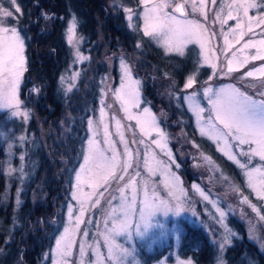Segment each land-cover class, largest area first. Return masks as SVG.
<instances>
[{
	"label": "rangeland",
	"instance_id": "rangeland-1",
	"mask_svg": "<svg viewBox=\"0 0 264 264\" xmlns=\"http://www.w3.org/2000/svg\"><path fill=\"white\" fill-rule=\"evenodd\" d=\"M179 3L184 4L185 15L175 11ZM109 4L112 8H121L122 11L118 12L123 13L126 25L138 34L145 35L146 24L152 31L150 25L166 16L174 17L167 20L168 26L173 29L191 27L195 35L188 41L177 39L173 33H169L171 38L165 37L160 31L145 36L161 48L166 56L192 55L197 62V69L186 78L182 93L172 90L173 84L171 87L165 84L163 95L169 110L161 109L157 112L145 98L144 81L135 74L134 65L129 61L122 41L104 58L105 62L100 61L99 65L91 67L95 70L89 73L87 79L85 71L93 65L95 43L88 45L89 39L81 36V21L71 10L68 18L63 21L62 31L68 47L69 62L60 74L57 87L62 107L65 106L64 112L50 126L38 127L36 110L32 107V92L35 90L36 95H39V89L36 83L31 80L28 84L26 79L29 67L28 38L20 26L25 12L20 0H16L15 5L11 4V0H0V9L13 12L12 17L5 18V26L16 28L24 45L21 53L23 68L16 61L0 72V95L8 97L0 102V147L5 152L4 171L8 179L4 200L8 201L13 196L15 203L9 241L12 242L17 231L25 228V222L23 219L21 221L18 212L25 202L28 186L37 181L36 185L40 187L38 171L47 154L55 153V167L67 170L66 181L65 177L64 181L60 178L65 194L61 195V205L56 210L58 213L54 215V220L44 223L45 226H55L57 232L51 245L43 250L38 264H117L115 258L109 259V240L105 239V228L113 226L111 212L116 201L112 197H119L120 188H124V194L129 198L135 189L137 209L145 199L149 204L181 209L179 214L171 212L167 216L162 211L157 213L156 219L162 226L148 236L129 239L127 242L123 237L110 238L113 245L128 250L129 255L124 257L123 264H196L193 256L181 253L185 222L202 228L208 234L216 249L213 264L227 263L228 248L241 238L240 227L264 251V221H260L251 207L243 202V196H247L258 208L264 206V200H259L252 188L248 187V177L244 170L218 150L213 139L200 132L203 121L207 119L208 109L211 108L204 98L205 87H212L214 91L225 87L227 92L226 86L232 85L250 94L246 89L264 82V71H257L264 69V3L262 0H216L213 4L212 0H204L202 5L201 0H138V3L135 0H109ZM250 4H256L257 7H248ZM163 5L167 6L160 7ZM17 7L19 12L16 11ZM52 18L55 17L51 15L47 19ZM73 18L76 27L73 39L69 42L68 28ZM189 21L198 23L200 27L187 25ZM225 37L228 38V45H225ZM0 40L4 42L3 47H0V61L7 63L8 57L4 53H14V41L11 40V33L0 35ZM137 45L143 48L142 38ZM137 57H140L139 53L135 54ZM229 60L232 61L231 72L228 71ZM248 71H253V76H246ZM238 74L247 79L250 87L240 81H237L238 84L230 81L231 78L234 81L233 77ZM91 78L90 84L96 86V92L88 88L83 95V87L87 89ZM189 78L194 80V84L186 88ZM223 79L228 82L217 83ZM25 86L28 89L27 98L23 97ZM117 89L120 90L119 95ZM79 90L83 100L79 108L73 111L69 99ZM133 92L138 97L135 105L131 100ZM193 93L205 109L199 116L193 103L185 99ZM95 97L96 105L93 104ZM145 108L149 110L148 113L144 112ZM173 112L177 114L178 121L172 123L168 120ZM186 113L192 118L197 136L204 141L194 142L195 151L189 155L184 152L187 149H181L186 144V137H183L184 129L180 128V124L186 122ZM167 122H171L173 127H179L180 131L171 132ZM157 128L164 133L163 137L158 134ZM121 134L128 145L127 156L124 155L125 143L121 142ZM51 147L55 152L51 151ZM252 147L256 148L257 145L253 144ZM244 148L247 150L248 145ZM97 150L107 157L115 155L117 167L112 172L116 176L123 175L122 180L112 179L102 162L90 160L85 163L84 156ZM237 159L243 163L247 157L237 156ZM126 162L130 167L122 172ZM262 165L264 162L260 161L259 156L252 158L251 166ZM185 169L192 175L191 178L184 176ZM77 173L80 174L79 180ZM255 183L259 188L260 181L257 179ZM205 196L208 198L205 199ZM221 211L225 213L223 217ZM132 219L143 226L144 221L140 220L138 214ZM133 222L129 223L130 229ZM46 231L42 233L43 236L47 234ZM58 239L61 240L59 248L56 243ZM69 239L72 242L71 248L67 256H64L61 254L64 251L63 243ZM8 253L9 249L0 250V264H4ZM154 254H159L158 258ZM9 264H15V257Z\"/></svg>",
	"mask_w": 264,
	"mask_h": 264
},
{
	"label": "trees",
	"instance_id": "trees-1",
	"mask_svg": "<svg viewBox=\"0 0 264 264\" xmlns=\"http://www.w3.org/2000/svg\"><path fill=\"white\" fill-rule=\"evenodd\" d=\"M135 1L138 3V0ZM262 2L264 3V0ZM20 3L25 12L23 20L20 21V26L28 38L29 67L26 79H28V84L31 80L36 83L39 89V95H36L35 90L32 92L34 94L32 107L36 110L38 127L50 126L53 122L58 121L64 112L65 106L62 107L63 102L57 93V87L60 74L66 69L69 62L68 47L62 31L63 21L68 18L71 10L76 13L81 21V36L89 39L90 44L88 45L95 43L92 52L93 65L91 64L90 68L85 71L87 79L89 73H94L95 69L91 67L94 68L97 64L99 65L100 61L105 62L104 58L116 49L118 42L122 41L125 45L126 55L134 65L135 74L144 81L145 98L157 112L161 109L169 110L163 95L165 84L170 85V87L173 84L172 90L182 93L186 78L197 69V62L192 55L187 57L166 56L163 54V50L143 33L138 34L129 29L123 13L118 12L122 11L121 8L116 9L115 6L112 8L109 0H20ZM116 11L117 14L114 13ZM51 15L55 18L48 20L47 18ZM57 16L59 18H56ZM140 38L143 42L141 49L137 45ZM136 53L140 54L137 59L135 58ZM243 77L238 74L237 77H233L235 78L234 81L232 78L230 81L236 83L240 81L249 86L247 79ZM91 81L92 78L88 81L87 89L83 87V95L88 91V88L91 92L94 90L96 92V86L90 84ZM220 82L228 81L223 79L217 83ZM261 84L263 85L264 82L253 84V87L249 86L250 89L246 90L250 94H255L264 89ZM26 90L27 87L25 86L23 97H26ZM79 93L80 90L70 96L69 105L73 111L79 108L80 102L83 100L81 98L83 95L80 97ZM96 99V97L93 99L95 105ZM184 118L186 122L181 123L180 128L184 129L183 137H186V144H183L184 147L181 149H187L184 152L185 154L188 152L189 155L195 151L193 149L194 142L202 143L203 140L197 136L190 115L186 113ZM168 121L172 123L178 121L177 114L173 112ZM171 122H167L170 125L169 130L171 132L180 131L176 125L171 126ZM205 145L208 144L205 142ZM51 151H54L52 147ZM54 154H47L43 166L38 171L37 179L40 187H37V181L28 186V191L24 197L25 202L18 212L21 221L23 219L25 222V228L17 231L14 239L12 237V242H10L9 235L15 203L13 196L8 201L4 200L8 179L4 171L6 156L3 148L0 147V250L9 249L4 264H9L14 257L15 264H38L42 259L43 250H46L54 240L57 232L56 228L54 229L55 226L50 224L45 226L44 223H49L51 219L54 220V215L58 213L56 210L61 205V195L65 194L64 190L62 191L61 179L64 181L65 177L66 181L65 173L67 171L58 170L55 167ZM218 159L226 165H230L222 157H218ZM76 163L77 161L74 164ZM187 171L185 169L183 172L184 176L191 178L192 175ZM67 180L70 181V179ZM32 192H34L33 196L31 195ZM52 229L54 230L52 231ZM184 229L181 253L193 256L196 264H213L216 259V249L208 234L202 228L187 222L184 223ZM239 230L241 238L228 248L226 264H264V251L260 249L259 244L250 239L242 227ZM45 231L46 237L42 234ZM158 255L154 254V257L158 258Z\"/></svg>",
	"mask_w": 264,
	"mask_h": 264
},
{
	"label": "snow or ice",
	"instance_id": "snow-or-ice-1",
	"mask_svg": "<svg viewBox=\"0 0 264 264\" xmlns=\"http://www.w3.org/2000/svg\"><path fill=\"white\" fill-rule=\"evenodd\" d=\"M216 0H212V3L215 4ZM204 0H201L203 5ZM11 4L15 5L16 0H11ZM163 5L160 7H164ZM195 7V4H193ZM248 7H257L256 4H250ZM16 11L19 12L20 9L17 7ZM130 11V10H128ZM175 11L183 13V5H177ZM247 9H245L246 13ZM13 12L8 10L0 9V35L11 33V40L14 41V53L8 51L4 53L8 57L7 63L0 61V72L4 71L5 68H8L9 65L15 64L16 61H19L20 67L23 68V56L21 55L23 50V40L18 34L16 28L6 27V19L12 17ZM230 17V14H229ZM207 18V17H206ZM231 18V17H230ZM174 19V17H167L160 20L156 24L150 25L152 31L149 30V25L146 24L144 34L146 36L153 35L154 32L160 31L165 37H169V33H173L177 39H183L185 41L190 40L195 32L192 31L191 27H186L183 29H173L168 26L167 20ZM187 25L191 26L194 22H186ZM195 28H199L198 23L194 24ZM76 21L75 18L70 22L68 28V39L69 42L72 41L75 33ZM215 35V33H212ZM243 34H241L242 36ZM171 38V37H169ZM225 45H228V38L225 37ZM3 40H0V47H3ZM203 47V45H202ZM231 47L230 45L228 46ZM247 47V44H245ZM228 49H225L227 52ZM264 58V57H262ZM232 61H228V71H233ZM257 71H264V69H259ZM253 71H248L245 73L246 76H253ZM18 75V73H17ZM127 75V69H126ZM194 84V80L189 78L185 87L191 88ZM228 91H225V87H221L218 90H213L212 87H205L203 90L204 98L207 99L208 103L211 105V108L208 109L207 119L203 121V124L200 128L202 135H207L209 139H213L217 144L218 150L222 151L228 159L234 160L235 163L244 170L245 174L248 177V187L256 193V196L259 200H264V165L261 167H254L252 165V158L254 156H259L260 161L264 162V91H257L255 94H249L247 91H241L240 88L229 85L226 86ZM264 87V85H262ZM117 95H119L120 90L117 89ZM14 87H13V96H14ZM8 97L0 95V102L7 100ZM188 101L193 103L197 115L205 111L203 107L196 100V95L185 97ZM131 100L133 105L138 103V97L136 93L131 94ZM17 103H19L17 101ZM148 109L145 108L144 112L148 113ZM91 123V121H90ZM139 124V121H137ZM153 126L155 127V121L153 120ZM117 126L119 127V121H117ZM143 131V127L141 128ZM158 134L163 137L164 133L157 128ZM121 142L125 143L124 137L121 134ZM91 143V141L89 142ZM257 145L256 148H253L252 145ZM248 145V149L245 150L244 146ZM236 149L237 151L233 152L232 150ZM129 154V149L127 143H125L124 155ZM237 156L247 157L245 162H241L237 159ZM93 162H102L104 167L109 170V175L112 176V179L122 180L123 175L116 176L113 174L112 170L117 167L115 155L112 157H107L99 150L91 152L90 155L84 156L85 163L89 161ZM130 165L126 162L122 172H126L127 168ZM80 174L77 173V180H79ZM260 181V187L257 188L255 183L256 180ZM130 185H125L129 187ZM120 195L117 198L116 196L112 197V200L116 201V206L112 208L111 219L113 221V226L108 228L106 226L105 231L107 233L105 239L109 240V259L115 258L117 264H123L124 257L129 255L127 249H120L118 246H115L111 243V239H114L116 236L123 237L125 242L129 239H139L145 236H148L150 232L154 229L161 227V222L156 219L157 213L160 211L167 216L171 212L179 214L181 209L176 207L175 209L168 208L166 205H155L149 204L148 200L145 199L142 201V206L137 209L136 207V193L133 189V194L131 198L127 197L124 194V188L119 189ZM203 195V193H201ZM205 199L208 197L205 196ZM243 202L248 204L252 211L257 214L260 221H264V206L258 208L256 204H252L247 196H243ZM140 217V220L144 221L143 226L139 223L133 222L132 217ZM221 217L225 215L223 211L220 213ZM133 222V226L130 229L129 223ZM79 223V218L77 219ZM67 231V230H66ZM123 233V235H119ZM86 235V233H85ZM58 248L61 246V240L56 241ZM71 240H67L63 243V253L64 256H67L71 248ZM81 254H83V248H81ZM130 264V262H129Z\"/></svg>",
	"mask_w": 264,
	"mask_h": 264
},
{
	"label": "water",
	"instance_id": "water-1",
	"mask_svg": "<svg viewBox=\"0 0 264 264\" xmlns=\"http://www.w3.org/2000/svg\"><path fill=\"white\" fill-rule=\"evenodd\" d=\"M178 5H183V8H184V11H183V13H181V12H179V11H176L178 14H180V15H185L186 14V9H185V7H184V4L183 3H179ZM177 7V6H176ZM176 9V8H175Z\"/></svg>",
	"mask_w": 264,
	"mask_h": 264
},
{
	"label": "bare ground",
	"instance_id": "bare-ground-1",
	"mask_svg": "<svg viewBox=\"0 0 264 264\" xmlns=\"http://www.w3.org/2000/svg\"><path fill=\"white\" fill-rule=\"evenodd\" d=\"M27 90H28V89H27ZM27 90H26V91H27Z\"/></svg>",
	"mask_w": 264,
	"mask_h": 264
}]
</instances>
